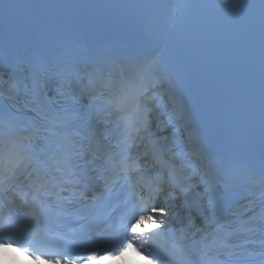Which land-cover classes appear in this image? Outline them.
Masks as SVG:
<instances>
[{"label": "snow or ice", "instance_id": "snow-or-ice-1", "mask_svg": "<svg viewBox=\"0 0 264 264\" xmlns=\"http://www.w3.org/2000/svg\"><path fill=\"white\" fill-rule=\"evenodd\" d=\"M0 28V244L77 220V264L118 208L152 264H264V0H0Z\"/></svg>", "mask_w": 264, "mask_h": 264}, {"label": "clouds", "instance_id": "clouds-1", "mask_svg": "<svg viewBox=\"0 0 264 264\" xmlns=\"http://www.w3.org/2000/svg\"><path fill=\"white\" fill-rule=\"evenodd\" d=\"M3 248V247H0ZM15 256H13V260H12V264H34V262L30 261L27 257V259L25 260H20L19 257L21 255L17 254V252L15 251ZM3 255H5V253L0 252V257H2ZM0 264H4V261L2 259H0ZM87 264V262H86Z\"/></svg>", "mask_w": 264, "mask_h": 264}]
</instances>
